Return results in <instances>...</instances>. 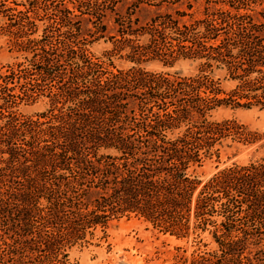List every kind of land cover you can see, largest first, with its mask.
<instances>
[{
    "label": "trees",
    "instance_id": "obj_1",
    "mask_svg": "<svg viewBox=\"0 0 264 264\" xmlns=\"http://www.w3.org/2000/svg\"><path fill=\"white\" fill-rule=\"evenodd\" d=\"M5 1L24 6L13 15L23 28L51 17L40 39L16 45L24 62L0 72V264H73L74 247L123 217L177 238L207 233L214 249L190 264H264V157L197 173L226 139L260 140L209 117L264 110V0H166L164 11L161 0ZM142 3L156 7L144 22ZM49 31L72 41H43ZM88 37L112 41L106 60ZM122 51L127 69L110 59ZM149 61H189L195 73L141 67ZM40 98L34 116L13 109Z\"/></svg>",
    "mask_w": 264,
    "mask_h": 264
},
{
    "label": "rangeland",
    "instance_id": "obj_2",
    "mask_svg": "<svg viewBox=\"0 0 264 264\" xmlns=\"http://www.w3.org/2000/svg\"><path fill=\"white\" fill-rule=\"evenodd\" d=\"M150 3H157L158 0H142ZM166 10V0H161ZM181 1V0H178ZM122 1L118 3V6ZM177 6V3L173 5ZM9 7H15L12 10ZM139 11L135 14L142 22L147 20L156 10L155 6H147L145 3L139 5ZM146 8V9H145ZM24 6L15 5L12 2L0 0V72H5L7 67L16 68L18 63L24 62V58L29 54L17 48L18 43L40 39L43 33V23L50 19V13L36 15V29H29L16 24L14 13L23 10ZM148 9V10H147ZM180 9H185L184 6ZM189 11L188 9H185ZM4 11V12H2ZM12 17V18H10ZM45 18V19H44ZM186 16L184 19H187ZM111 27V23H108ZM50 30V29H49ZM86 44L88 51L96 57L106 60L109 55L106 52L112 50L113 43L101 38L93 40L88 37ZM36 41V40H35ZM43 41H72L64 40L55 33L49 31V36ZM141 43V41L139 42ZM110 56L113 65L119 69H127L132 63L125 59L122 54ZM148 71L167 72L173 74L179 72L181 75L195 73V64L189 61H177L173 66L164 67L158 61L142 63ZM215 80L220 77L219 84L222 89L228 91L234 85L232 81L224 79L222 71H216L211 75ZM46 99L40 98L34 103L21 102L15 109L22 115L34 116L46 108ZM209 119L224 120L233 119L242 124L250 132L256 133L260 140L254 144H243L230 138L226 139L221 148L218 161L215 158L206 161L198 169L197 173L201 179L206 180L219 170L231 166L232 164H247L250 161L264 157V110L254 108H232L229 106H218L210 112ZM102 232L98 230L89 245L74 247L70 251L69 260L73 264H190L192 256L208 250L214 249V244L210 242L207 233L200 235L201 241L192 236L188 239L177 238L169 233H164L151 226L150 223L136 217L121 218L113 221L106 229L105 237H101Z\"/></svg>",
    "mask_w": 264,
    "mask_h": 264
}]
</instances>
